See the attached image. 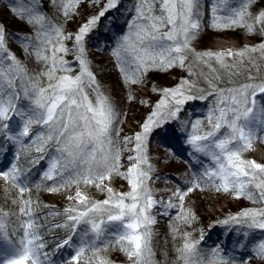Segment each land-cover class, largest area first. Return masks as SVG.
Instances as JSON below:
<instances>
[{"label": "snow or ice", "instance_id": "snow-or-ice-1", "mask_svg": "<svg viewBox=\"0 0 264 264\" xmlns=\"http://www.w3.org/2000/svg\"><path fill=\"white\" fill-rule=\"evenodd\" d=\"M32 2L39 7V0ZM83 2L49 0L64 23L53 22L35 8L11 9L35 29L34 37L21 39L24 52L34 57L38 70H30L8 49L6 29L0 26V157L10 145L15 149L8 165L0 170V179L6 192L16 191L10 200L12 207L0 208V264H55L53 257L65 246L72 254L61 264H80L81 259L87 264H113L106 255L109 249L122 252L129 264H161L153 249L154 213L169 217L173 209L177 212L169 228L174 241L183 240L175 249V264H250L253 259L264 264V240L249 243L248 231L235 242L234 254H225L217 245L206 258L199 247L204 229L199 230V239L180 230L181 225L191 227L196 220L185 207L186 197L195 190L231 193L236 199L264 205V163L245 157L255 141L264 143V79L252 75L253 70L259 71L257 60H264V11L254 15L249 11L252 0H242L238 8L219 15L224 11L219 5L227 6L229 0H214L210 28H244L262 39L258 46L241 50L197 52L192 42L202 30V0H134L130 9H124L128 14L125 30L105 41L123 82L131 87L143 83L150 70L174 67L196 75L189 62L193 57L197 65L209 70L200 73L208 88L181 78L177 86L159 90L162 97L140 130L121 137L122 113L102 91L87 43L103 19L111 21L107 14L121 9L122 0H90V6L102 5L101 10L86 17L75 33L66 32L64 25L79 14L73 10ZM69 55L71 61L66 59ZM221 71L229 83L231 77L247 72L248 82L221 87ZM210 97L205 116L195 121L181 119L185 104ZM134 99L132 94L127 96L128 101ZM173 123L190 148V167L199 165L200 170L193 169L191 179L184 181L186 187L175 182L172 188L154 190L152 184L161 177L152 163L149 141L156 129ZM33 150L42 155L30 156ZM45 159L47 168L40 181L32 183V168ZM116 178L126 182V190L112 186ZM163 179L165 184L173 182L169 177ZM73 188L74 194H67ZM91 188L104 199L89 195ZM33 189L65 194L69 206L62 213L47 214L64 216L63 223L48 226L46 218L41 222L38 211L48 206L33 199ZM161 191L169 194L159 195ZM233 222L264 231V207L244 209L219 223ZM53 228H63L67 239L45 251L47 241L41 230ZM74 236L79 238L78 244L73 243Z\"/></svg>", "mask_w": 264, "mask_h": 264}, {"label": "rangeland", "instance_id": "rangeland-1", "mask_svg": "<svg viewBox=\"0 0 264 264\" xmlns=\"http://www.w3.org/2000/svg\"><path fill=\"white\" fill-rule=\"evenodd\" d=\"M214 0H202L203 8H202V30L203 32L208 29L209 24L212 21V6ZM242 0H229V4L227 6L219 5V7L223 8L224 11L219 12V15H226L228 8H238ZM130 2L129 0H122L121 9L119 11L114 10L109 12L107 15L111 17V21L108 18L102 20L99 29L92 33L87 43V51L89 54V59L92 64L93 72L101 85L102 91L105 92L106 95L110 96L113 103L117 106L118 110L122 113L120 124L121 137L127 135L131 136L135 132L140 130V125L146 120L147 116L153 110L156 102L161 99L162 92L159 90L164 88H173L177 86L178 83H173L170 79H151L149 81V74L147 73L143 78V83L141 84H149L150 87L140 86L141 84H137L134 88L130 89L129 92L126 93L132 94L135 96V99L132 101H128L120 90L117 89V86L114 84V80L116 76L120 78L122 81V74L119 71L116 62L113 57L110 55V52L107 50V46L105 45V41L113 40L117 34L123 32L126 27V20L128 14L124 11V9H128ZM87 5L88 8L93 9L97 8V13L101 10L102 5L100 6H90V0H84L83 3L78 5L74 10L81 9ZM46 6L49 8L46 10ZM35 8L37 11L43 13L46 17L52 20L55 23H64L63 15H60L61 12L57 7H54L49 3V0H39V7L33 4L32 0H0V26H3L6 29V44L8 49L16 55V57L26 65L30 70H38L39 66L37 65L34 57L27 55L22 47V39L24 37H34L35 29L32 25L28 24L25 20H21L12 12V8ZM73 10V11H74ZM82 11V9H81ZM97 13H92L87 15L86 17L94 16ZM59 14V15H58ZM85 21L74 23L70 19L64 25L65 31L70 33H75L78 27ZM26 24V25H24ZM31 28L29 30H24L23 28ZM107 26V27H106ZM239 31L242 33V38L234 37L229 34H225L223 36H216L211 39L208 44L207 50L211 51H220L232 49L235 50L237 48L246 46L250 47L254 44V41L248 37V35L244 34L242 30L243 28H237L236 30H229L225 32H234ZM94 46H102L104 50L98 51L97 47ZM66 59L71 61L73 57L71 55L67 56ZM102 62V64H101ZM78 71V68L76 69ZM170 75L173 74L170 69ZM110 74L113 77H110ZM156 89V91H154ZM123 94V98L120 93ZM259 95L257 96L258 100ZM144 101V103H141ZM123 102V103H122ZM210 106L209 101H192L185 104L184 109L182 111L181 119L188 121H195L198 117H203L206 115L208 108ZM178 125L166 124L164 127L156 129L152 134L149 141V149L150 155L152 157V163L156 166V173H158L161 177L159 181L152 184L153 189H164V188H172L175 186V182H179L181 186L186 187L184 184L186 179H191L193 169L196 171L200 170L199 165H193L190 167L191 160L189 158L188 153L190 152V148L185 144V137L182 133L176 131ZM35 130V129H34ZM191 131V128L188 129ZM260 145L261 142L259 141ZM163 145V146H162ZM166 146V147H165ZM262 146V145H261ZM166 148H170L171 152L167 151ZM263 148V147H262ZM264 149V148H263ZM14 147L9 146V150L4 157H0V170H4V168L8 165L9 161L12 159V155L14 152ZM42 155L41 153H37L34 150L30 153V156L36 157ZM127 154L122 157V160L126 159ZM245 157L248 159H255L259 163H264V159H259L255 156L253 148L252 150L245 153ZM207 163V161H205ZM47 168V162L45 160H41L39 164L32 168V170L38 174L40 177L41 172ZM165 177L172 178L173 182L165 184ZM1 180V179H0ZM112 186L117 190L124 191L127 189V184L120 178H116L112 182ZM96 190V189H94ZM75 189L73 188L67 194H74ZM90 193V190L88 189ZM100 194L101 199H104L103 194ZM169 193L161 191L159 195L166 196ZM96 199V197H93ZM159 198V196H158ZM190 198L194 199L191 200ZM188 203L197 205V211H193L188 208ZM48 205L60 207L61 209H65L69 206V201L66 199L65 194L49 193L48 196ZM185 207L190 209L192 214L196 217L195 222L191 227L186 225H181V231H187L192 233V239H199L200 229H204V240L200 244V250L202 254L205 255L206 258H210L211 249L220 245V247L224 250L225 254L232 255L233 248L235 246V242L241 238L240 234L248 231L249 235V243L258 242L260 240H264V231L260 230H249L246 225L243 223H230L228 225L221 224L219 222L229 219L232 216L238 215L244 209H254V205L252 202L246 198L236 199L231 193L224 192H215L213 190L200 191L195 190L190 193L185 199ZM199 208V213H198ZM204 208L205 211L201 209ZM196 209V208H195ZM177 209L171 210L169 217H161L158 213H154L157 216V225L154 227V234H159L163 229H166L167 232L171 233L169 224L172 218L175 217ZM198 213V215H197ZM46 215H42L45 217ZM51 217V216H50ZM51 219V218H50ZM64 221V220H63ZM60 222V223H63ZM55 222L53 224H56ZM52 224V225H53ZM211 226V227H210ZM55 229V228H54ZM46 231L44 230V233ZM48 232V231H47ZM51 237L46 239L47 246L45 251H51L55 248V246L62 241H56L55 243L51 242ZM45 240V239H44ZM73 243L78 244L79 238L74 236ZM63 254V255H62ZM71 250L65 246L64 249L57 250L56 255L53 257V260L58 256L59 258H66L67 255H70ZM113 264H129L128 260L122 259L117 262H113ZM250 264H260V261L253 259Z\"/></svg>", "mask_w": 264, "mask_h": 264}, {"label": "trees", "instance_id": "trees-1", "mask_svg": "<svg viewBox=\"0 0 264 264\" xmlns=\"http://www.w3.org/2000/svg\"><path fill=\"white\" fill-rule=\"evenodd\" d=\"M130 2V6L128 9L131 8L132 4L134 3V0H129ZM49 9L46 6V10ZM82 9V11H81ZM81 9H76L73 12H78V15H72L70 20L73 21L74 23H77V21L81 22L84 20V18H86L87 15L92 14V13H97V8H93L90 9L87 7V5L85 7H82ZM114 11V10H113ZM249 11L252 14H258L261 11H264V0H252V3L250 4L249 7ZM59 15V14H58ZM62 15V14H60ZM91 17V16H90ZM64 19V17H63ZM26 25V24H24ZM24 30H29L31 28H26V26L23 28ZM244 29V28H243ZM229 31V30H228ZM244 34L248 35V37H250L253 41L254 44L250 47L253 46H258L259 43L261 42L262 37L259 35H249L246 30H242ZM225 34H229L232 35L234 37H238V38H242V33H239V31H234V32H225V31H216L213 30L212 28L208 27V29H206L205 31L199 33L198 38L195 39L192 42V47L195 48V50L197 52H203L207 50L208 44L211 41V39L213 37L216 36H223ZM246 46L237 48L235 50H241L244 49ZM234 50V51H235ZM256 56H259V53L255 54ZM189 62L191 63L192 67H193V71L196 73V75H192L189 76V73L187 70H182L179 67H174V70H172L173 74L170 75L169 70L168 72L166 71H162V70H150L147 73L149 74V81L151 79H158V82L160 81V79H170L171 82L173 83H178L181 78H187L191 81H195L198 88H204L207 89L208 88V84L204 79V76L201 75V71L204 74H208L209 70L207 67H203L200 65L196 64V61L193 57L189 58ZM102 64V62H101ZM257 64L259 66V71H255L253 70L252 75L255 76L257 78V80H261L264 79V60H257ZM221 74L224 77V82L220 85L221 87H225V86H233V85H239V84H243V83H247V72L241 71V74L238 76H233L231 77V83H229V77L223 73V71H221ZM110 77H113V75L110 74ZM114 84L117 86V89L120 90L121 92H123V94H126L128 96V94L126 93L130 91V89L134 88L137 85H133L131 87L127 86L124 82H123V78L122 81L120 80V78L118 76H116L115 80H114ZM140 86H145V87H150L149 84H141ZM120 93V92H118ZM123 94H119L123 97ZM199 94V93H197ZM127 96H125V98H127ZM124 97L120 99H125ZM212 98H209V102L211 103ZM123 103V102H122ZM192 103V101H191ZM262 147L264 148V143H261ZM30 180L32 183H37L40 181V177L38 176L37 173H35L33 170L30 174ZM51 183V182H49ZM90 193L89 195H91L92 197H96L97 200L101 199L100 194H98L96 192V190H94V188L89 189ZM16 195V191L9 189L7 192L5 191V182L1 179L0 180V208H4L5 210L9 209L11 206L10 204V200L11 198H14ZM32 196L34 200H38L39 203L41 205H47L48 207H41L38 211V215L41 217V222L43 223L45 218L42 217V215H46L45 217L47 220V225L51 226L53 223L55 222H62L65 217L64 216H48L47 214L52 212H63V209H61L60 207H56V206H51L48 205V196L49 193L45 192V191H39L37 192L35 189H33L32 192ZM187 198V197H186ZM191 200H194L192 198H190ZM252 202V201H251ZM254 205V209L257 208H261L264 207V205H261L259 203H253ZM188 208H190L191 210L193 209V211L195 210V212L197 211V205L195 204H189L188 203ZM196 208V209H195ZM202 211H205L204 208L201 209ZM198 213H199V208H198ZM197 213V215H198ZM200 215V213H199ZM51 218V219H50ZM43 233V238L48 239L51 237H54L53 239H51V242L55 243L56 241H63L64 239H67V236L65 234V230L63 228H53L50 232H45L44 233V229L41 230ZM53 240V241H52ZM183 243L182 239L177 238L175 241L173 240L172 237V233L167 232L166 229H163L162 232H160L159 234H154V239H153V249L156 252V256L155 259L159 262H161V264H175V260H176V252L175 249L177 247H179L181 244ZM87 255H89L88 253L85 254V257H87ZM106 255L108 256V258L112 261V262H117L118 260H122V259H126L127 257L120 251L115 250V249H109L108 252L106 253ZM66 258H59L58 256L55 258V264H61V261L64 260ZM80 264H87L86 259H81L80 260Z\"/></svg>", "mask_w": 264, "mask_h": 264}, {"label": "bare ground", "instance_id": "bare-ground-1", "mask_svg": "<svg viewBox=\"0 0 264 264\" xmlns=\"http://www.w3.org/2000/svg\"><path fill=\"white\" fill-rule=\"evenodd\" d=\"M261 97L259 96L258 97V100H260ZM253 151H254V154L257 158L259 159H264V149L262 148V146L260 145L259 141H255L253 143ZM203 159V158H202Z\"/></svg>", "mask_w": 264, "mask_h": 264}]
</instances>
